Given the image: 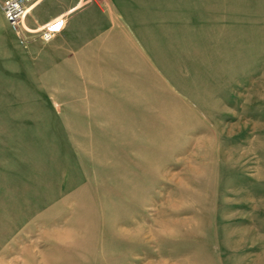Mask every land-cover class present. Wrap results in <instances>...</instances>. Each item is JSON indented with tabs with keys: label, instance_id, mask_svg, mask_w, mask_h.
I'll return each mask as SVG.
<instances>
[{
	"label": "rangeland",
	"instance_id": "rangeland-1",
	"mask_svg": "<svg viewBox=\"0 0 264 264\" xmlns=\"http://www.w3.org/2000/svg\"><path fill=\"white\" fill-rule=\"evenodd\" d=\"M176 4L187 97L147 137L78 131L56 47L10 34L39 58L0 53V264H264V0Z\"/></svg>",
	"mask_w": 264,
	"mask_h": 264
},
{
	"label": "crops",
	"instance_id": "crops-1",
	"mask_svg": "<svg viewBox=\"0 0 264 264\" xmlns=\"http://www.w3.org/2000/svg\"><path fill=\"white\" fill-rule=\"evenodd\" d=\"M4 1L0 2V53L6 60L12 52L15 66L27 59L34 69L30 73L37 74V46L32 42L23 52L11 39L14 33L1 11ZM176 6V0L168 6L166 0L24 2L21 25L29 40L50 22L65 20L63 30L49 41L56 51L46 53L50 69L44 72L61 76L62 88L77 91L78 131L87 132L88 137H116L118 130L133 132V137L151 136L157 121L166 120L167 106L176 107L187 97L172 75L180 73L175 68L180 67L183 52H193L194 47L177 36ZM74 42L81 44L70 52ZM168 54L173 58H167Z\"/></svg>",
	"mask_w": 264,
	"mask_h": 264
},
{
	"label": "built area",
	"instance_id": "built-area-1",
	"mask_svg": "<svg viewBox=\"0 0 264 264\" xmlns=\"http://www.w3.org/2000/svg\"><path fill=\"white\" fill-rule=\"evenodd\" d=\"M24 1L25 0H5L1 5L4 19L21 45H25L27 42L21 25L24 16ZM64 26V19H56L45 26L39 38L44 42H49L55 35L63 30Z\"/></svg>",
	"mask_w": 264,
	"mask_h": 264
}]
</instances>
